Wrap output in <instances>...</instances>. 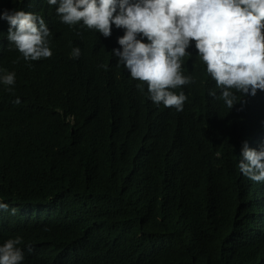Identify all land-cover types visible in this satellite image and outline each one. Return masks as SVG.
<instances>
[{
  "label": "trees",
  "instance_id": "16d2710c",
  "mask_svg": "<svg viewBox=\"0 0 264 264\" xmlns=\"http://www.w3.org/2000/svg\"><path fill=\"white\" fill-rule=\"evenodd\" d=\"M56 7L0 0V69L15 72L0 83V244L21 237L23 264H264V182L237 165L242 139L264 140V91L232 109L209 96L190 41L183 110L157 106L112 54L122 28L70 27ZM14 10L44 18L51 58L9 45Z\"/></svg>",
  "mask_w": 264,
  "mask_h": 264
},
{
  "label": "clouds",
  "instance_id": "9594fccd",
  "mask_svg": "<svg viewBox=\"0 0 264 264\" xmlns=\"http://www.w3.org/2000/svg\"><path fill=\"white\" fill-rule=\"evenodd\" d=\"M57 6L60 21L70 27L80 25L111 36L112 26L124 30L112 54L118 58L136 88L159 106L182 111L187 96L180 86L194 83L182 73L181 57H186L190 41L193 56L204 63L216 82L208 95L232 109L246 95L264 91V0H47ZM9 23L7 40L25 61L51 58V30L44 18L22 10L5 11ZM138 34H142L138 36ZM147 39V43L144 39ZM81 55L79 47L71 52ZM107 70V65H101ZM0 83L15 84V72L0 69ZM9 90L11 88L9 87ZM19 102V101H17ZM219 156V153H217ZM247 180L264 182V140L250 135L242 139L237 160ZM257 182V183H256ZM0 216L8 205L0 202ZM16 214V209H11ZM22 238H9L0 244V264H23Z\"/></svg>",
  "mask_w": 264,
  "mask_h": 264
}]
</instances>
